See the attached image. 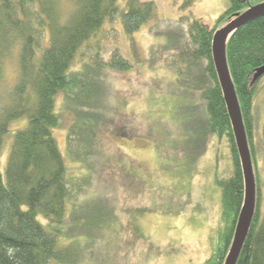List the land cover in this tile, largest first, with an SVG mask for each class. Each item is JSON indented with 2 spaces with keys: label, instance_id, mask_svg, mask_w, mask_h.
I'll return each mask as SVG.
<instances>
[{
  "label": "trees",
  "instance_id": "trees-1",
  "mask_svg": "<svg viewBox=\"0 0 264 264\" xmlns=\"http://www.w3.org/2000/svg\"><path fill=\"white\" fill-rule=\"evenodd\" d=\"M193 2L182 0L181 7ZM260 2L264 0H229V7L208 29L187 16L158 19L152 0H123L124 31L132 34L143 22L154 20L147 32L166 37L160 56L164 53V60L170 61L166 65L175 70L180 85L199 93L202 112L195 110L196 104L188 108L183 125L188 143L181 151L195 162L210 135L229 141L232 174L215 177L221 211L203 264H224L244 198L240 158L212 57V36L236 13ZM118 10L119 0H0V151L11 123L27 119L9 144L5 180L0 174V264L50 260L75 264L92 247L87 239H77L81 233L91 234L103 246L110 244L104 224L109 209L105 192L98 187L102 195L96 196L88 189L101 183L99 178L93 181V174L107 177L109 167L102 137L106 138L103 133L109 131L107 120H111L110 71L130 64L116 51L105 58L97 49L81 69L75 62L80 49ZM225 56L256 181V207L235 264H264V179L256 164V151L264 156V127L256 145L252 122L256 80L264 74H258L264 66V16L230 35ZM59 93L62 98L56 109ZM63 114L72 119L65 135L66 161L53 135L62 126ZM119 133L132 135L131 130ZM68 161L78 164L77 171H71ZM63 236L67 243L60 247Z\"/></svg>",
  "mask_w": 264,
  "mask_h": 264
},
{
  "label": "rangeland",
  "instance_id": "rangeland-1",
  "mask_svg": "<svg viewBox=\"0 0 264 264\" xmlns=\"http://www.w3.org/2000/svg\"><path fill=\"white\" fill-rule=\"evenodd\" d=\"M152 1L158 19L187 16L208 29L229 7V0H194L188 8L181 7L182 0ZM122 10L123 0H119L118 12L110 22L106 20L97 37L85 43L75 62L81 69L97 49L105 58L116 51L130 64L110 71L111 120H107L109 131L103 133L106 138L102 137L109 167L107 177L93 174V181L99 178L101 183L88 189L96 196L102 195L98 187L105 192L109 209L104 224L110 244L103 246L91 234H78L77 239H87L92 247L75 264H203L210 255L209 235L221 211L215 177L232 174L229 141L226 136L210 135L195 162L181 151L188 143L183 127L190 114L188 108L196 104L195 110L202 112L199 93L180 85L175 70L166 65L170 61L164 60V53L160 56L166 37L147 32L154 20L127 34ZM256 82L252 122L258 145L264 127V74ZM61 98L59 93L56 109ZM62 118V126L54 129L53 135L66 161L65 135L72 119L69 114ZM26 123L25 117L13 121L4 137L0 151L4 180L9 144L14 132ZM123 130H131L132 135L122 136L119 132ZM257 152L256 164L263 180L264 156ZM68 166L77 171L76 162L68 161ZM261 194L264 200L262 190ZM66 239L61 238L60 247ZM74 247L78 251L79 246ZM48 264L65 263L50 260Z\"/></svg>",
  "mask_w": 264,
  "mask_h": 264
},
{
  "label": "water",
  "instance_id": "water-1",
  "mask_svg": "<svg viewBox=\"0 0 264 264\" xmlns=\"http://www.w3.org/2000/svg\"><path fill=\"white\" fill-rule=\"evenodd\" d=\"M260 16H264V2L252 5L241 13H236L231 20L219 29L215 30L212 37L211 48L213 62L230 118L244 180L243 203L239 211L231 246L225 258L224 264L236 263L237 257L247 236L256 207V181L252 156L247 140L243 116L226 61L225 45L230 35L237 28ZM263 71L264 66L259 69L258 74Z\"/></svg>",
  "mask_w": 264,
  "mask_h": 264
}]
</instances>
